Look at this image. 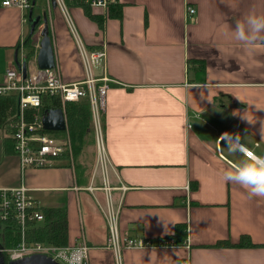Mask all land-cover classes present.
<instances>
[{"label":"crops","instance_id":"obj_1","mask_svg":"<svg viewBox=\"0 0 264 264\" xmlns=\"http://www.w3.org/2000/svg\"><path fill=\"white\" fill-rule=\"evenodd\" d=\"M2 2L0 84L8 66L20 65L28 38L34 45L27 47L25 60L38 64L45 30L54 50L52 68L61 79L86 78L80 47L57 0H30L29 9ZM64 3L85 46L106 52L92 71L96 86L108 85L101 116L105 166L98 163L93 114V131L74 158L67 102L53 96L47 100L62 106L45 107L46 102L42 120L52 109L64 112L66 128L45 131L69 141L70 160L64 154L50 166L22 168L8 130L19 119L18 95H5L17 109L0 127V190L23 185L39 205L64 208L68 244L59 246L86 239L90 264H264V197L222 179L245 159L227 150L224 133L238 134L247 150L264 155V108H256L264 107V39L248 46L232 36L237 19L250 12L264 15V0H118L106 13L93 12L103 15L101 23L82 6ZM186 3L196 8L193 18L186 17ZM112 6L120 16L108 17ZM242 114L256 119L249 122ZM105 177L109 192L102 188ZM108 194L120 208L122 237L153 245L124 248L120 260L106 246L108 225L100 205ZM17 223L20 240L12 247L23 233L35 242ZM180 224L186 226L185 239L173 237L176 245L159 246ZM243 234L258 245L233 246ZM0 255L3 264L16 260Z\"/></svg>","mask_w":264,"mask_h":264},{"label":"built area","instance_id":"obj_2","mask_svg":"<svg viewBox=\"0 0 264 264\" xmlns=\"http://www.w3.org/2000/svg\"><path fill=\"white\" fill-rule=\"evenodd\" d=\"M67 19L68 26L78 42L82 60L86 68V78L82 81L67 83L64 82L58 69H42L36 62L26 61L25 58L28 49L21 46L22 57L18 67L8 66L4 73L3 82L0 84V97L5 95L17 94L19 100V119L11 122L13 132L10 136L15 142V151L20 159L22 168L45 167L53 164V161L66 153L71 154V145L68 140L61 139L56 135L46 132L43 122L42 106L44 100L50 97H59L65 104L69 101H79L88 97L92 104V114L94 129L97 140L99 154L104 158V139L101 122L102 111L104 109V97L108 85L103 83L96 86V78L93 76V67L95 64L104 60L106 57L105 49L89 50L82 42V38L77 29L75 21L64 0H57ZM91 9L102 10L105 13L109 6L118 2V0H85ZM3 5H16L25 9L32 7L30 0H3ZM92 12H94L92 10ZM196 14V8L186 3V17ZM36 58V57H35ZM35 60V59H34ZM36 61V60H35ZM104 82L109 77H102ZM31 112V113H30ZM30 113V116L28 115ZM17 116V117H18ZM16 117V118H17ZM252 152V151H251ZM36 199L31 196L27 188L23 185L15 188L0 190V211L1 217L7 218L10 213L17 218L23 225L26 220H41L43 212L39 210ZM118 211V210H117ZM24 227V226H23ZM82 239L72 246H59L55 244H44L42 242H27L24 238L19 246L11 253V259L23 258L24 252L27 254L42 252L63 264H68V257L74 249H84L86 255L81 261L85 264L87 261V247ZM159 246L173 245L169 240H163L158 243ZM153 245L151 242L142 238L122 237L117 227H109V237L107 247L113 248L117 253L122 248H140ZM157 246V245H156ZM181 264H188V260L181 261Z\"/></svg>","mask_w":264,"mask_h":264},{"label":"trees","instance_id":"obj_3","mask_svg":"<svg viewBox=\"0 0 264 264\" xmlns=\"http://www.w3.org/2000/svg\"><path fill=\"white\" fill-rule=\"evenodd\" d=\"M69 5L82 6L86 15L90 18L96 20L98 23L102 22L103 15H96L92 12L91 7L85 2V0H66ZM121 11L119 8L112 6V11H110L108 17L120 16ZM29 51V55L31 54ZM48 102L45 107H61V101L59 100H44V104ZM43 104V109L44 108ZM15 101L10 98L0 97V127L6 123L9 114H14L16 111ZM65 111L68 116V131L72 141V150L74 158L81 153L83 150V145L86 141V137L89 133L93 131L92 125V107L91 102L88 97L82 98L79 101H69L65 105ZM12 132V128H8ZM52 133V132H50ZM12 138V137H11ZM13 139V138H12ZM75 160V159H74ZM43 212V219L41 220H26L25 222V232L27 234L28 240L36 241H47L56 245H66L68 244V214L67 211L62 207H51V206H41L38 208ZM2 212L0 211V222L4 224V227L0 228V245L2 246H15L20 240V227H18L17 218H15L11 213L7 218L1 217ZM179 232L181 234H179ZM173 237H182L178 240H184L186 237V226L177 225L175 227L174 234L165 238L169 240L172 244H175ZM27 240V238H26ZM174 240V241H173ZM163 242V241H162ZM161 242V243H162ZM180 242V241H178ZM218 245H231L229 242L220 241L217 242ZM258 244L247 234H243L240 240L233 244L236 247H253Z\"/></svg>","mask_w":264,"mask_h":264},{"label":"clouds","instance_id":"obj_4","mask_svg":"<svg viewBox=\"0 0 264 264\" xmlns=\"http://www.w3.org/2000/svg\"><path fill=\"white\" fill-rule=\"evenodd\" d=\"M232 36L236 41L248 46L255 44L259 39H264V15L248 13L243 20L237 19L232 28ZM256 108H264L257 107ZM242 118L254 122L256 117L242 114ZM261 132L264 133V121ZM223 138L230 153L239 152L245 157L233 168L223 172L222 179L225 182L236 183L247 189L250 196L264 197V155H256L246 149L241 143V137L230 133H224ZM86 255L84 249H74L68 257V264H81Z\"/></svg>","mask_w":264,"mask_h":264},{"label":"water","instance_id":"obj_5","mask_svg":"<svg viewBox=\"0 0 264 264\" xmlns=\"http://www.w3.org/2000/svg\"><path fill=\"white\" fill-rule=\"evenodd\" d=\"M43 38L41 41V48L38 54V66L42 69H48L55 66V56L53 45L47 30L42 32ZM44 128L50 130H63L66 128L64 112L57 108L52 109L47 115L43 117ZM1 260L0 264H3ZM9 264H61L45 254H33L21 259L10 261Z\"/></svg>","mask_w":264,"mask_h":264},{"label":"rangeland","instance_id":"obj_6","mask_svg":"<svg viewBox=\"0 0 264 264\" xmlns=\"http://www.w3.org/2000/svg\"><path fill=\"white\" fill-rule=\"evenodd\" d=\"M93 11H96L95 9H92ZM190 18H193V16H191ZM24 48L26 50V48H30L32 47L34 44L30 41L29 42V38L26 40V42H24ZM95 148H96V145H95ZM98 148V147H97ZM97 151V150H96ZM67 154V158L70 160V156L68 153ZM100 159L101 161L98 162L100 167L101 168H104L105 166V163L106 161H103V157L99 154ZM71 162V161H70ZM74 163V162H73ZM105 179V183L103 184L104 186L102 187L105 191L109 192V190L111 189V186L108 185V181H107V177L104 178ZM26 187V186H25ZM105 187V188H104ZM27 188V191L30 193V189L28 187ZM93 188H96V187H93ZM31 196H33L31 194ZM34 197V196H33ZM35 198V197H34ZM37 202V200H36ZM38 204V202H37ZM39 205V204H38ZM40 206V205H39ZM100 208L105 216V219H106V223L108 225V237H109V227L110 226H113V227H117L119 233H120V229H119V224H118V219H119V215H120V208L115 206L113 200L111 199V197L109 196L108 194V197L104 203V205H100ZM118 210V211H117ZM20 222V221H19ZM21 223V222H20ZM22 224V223H21ZM22 226H26L25 224ZM27 241V240H26ZM107 241H108V238H107ZM85 242L84 245H88L87 247H89L87 249V261H85V264H90V257H89V254H90V245L88 244L87 240L85 239ZM19 245H17L16 247H12V248H6L5 250V247H0V252L4 253V254H7L10 258H11V253L18 247ZM106 246H107V242H106ZM109 248V247H108ZM111 250L113 248H110ZM124 248L121 247V249L119 251H117L118 254H116V252L114 250H112L116 255H118V258L120 260V255H121V251L123 250ZM34 253H41V254H44L42 252H34ZM32 254V253H31ZM30 254H27L26 252H24V257L26 256H29ZM47 255V254H45ZM0 256H3V255H0ZM20 259V258H19Z\"/></svg>","mask_w":264,"mask_h":264},{"label":"bare ground","instance_id":"obj_7","mask_svg":"<svg viewBox=\"0 0 264 264\" xmlns=\"http://www.w3.org/2000/svg\"><path fill=\"white\" fill-rule=\"evenodd\" d=\"M49 244V243H48Z\"/></svg>","mask_w":264,"mask_h":264}]
</instances>
